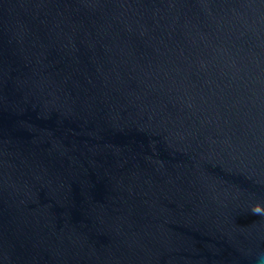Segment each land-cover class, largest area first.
<instances>
[{
    "label": "water",
    "instance_id": "95a60500",
    "mask_svg": "<svg viewBox=\"0 0 264 264\" xmlns=\"http://www.w3.org/2000/svg\"><path fill=\"white\" fill-rule=\"evenodd\" d=\"M264 0H0V264H264Z\"/></svg>",
    "mask_w": 264,
    "mask_h": 264
},
{
    "label": "clouds",
    "instance_id": "9594fccd",
    "mask_svg": "<svg viewBox=\"0 0 264 264\" xmlns=\"http://www.w3.org/2000/svg\"><path fill=\"white\" fill-rule=\"evenodd\" d=\"M253 212L256 213V214L264 213V211L261 210L260 206H255L254 209H253Z\"/></svg>",
    "mask_w": 264,
    "mask_h": 264
}]
</instances>
